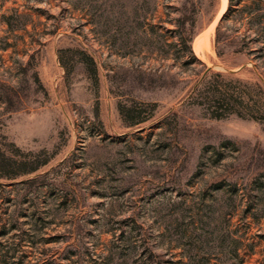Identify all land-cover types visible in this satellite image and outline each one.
<instances>
[{
	"label": "rangeland",
	"instance_id": "obj_1",
	"mask_svg": "<svg viewBox=\"0 0 264 264\" xmlns=\"http://www.w3.org/2000/svg\"><path fill=\"white\" fill-rule=\"evenodd\" d=\"M230 2L203 58L223 0H0L8 264H264V0Z\"/></svg>",
	"mask_w": 264,
	"mask_h": 264
},
{
	"label": "trees",
	"instance_id": "obj_2",
	"mask_svg": "<svg viewBox=\"0 0 264 264\" xmlns=\"http://www.w3.org/2000/svg\"><path fill=\"white\" fill-rule=\"evenodd\" d=\"M230 6L232 5V0H230ZM194 35H195V31L194 30H189L187 32H184L183 34H180V42L182 43V45L188 50V52H190L191 55L195 56V53L192 49V43H193V39H194ZM217 43H220L219 40V31H218V39H217ZM218 54L220 56H222V51L218 49ZM196 57V56H195ZM215 117H220L219 114L215 115L212 114ZM13 160V162H15V165L17 166V172L16 175L19 174H27V173H31L33 171H36L39 166H41L42 164H45L48 159L45 158L43 160L39 159V155H35L32 157V159H12V157H9L8 160ZM12 164V163H11ZM0 169H2V171L4 169H6V161L5 158L0 159ZM2 175H6L5 172H3ZM15 177V176H13ZM21 182L23 184H37V182H39V180H21ZM4 183L0 182V186H2ZM12 218L18 220V214H13ZM4 220V218L1 216L0 214V225H2V228L6 227V224H1L2 221ZM13 225V224H12ZM8 254H3L2 256H0V262L8 264L9 260H8Z\"/></svg>",
	"mask_w": 264,
	"mask_h": 264
},
{
	"label": "bare ground",
	"instance_id": "obj_3",
	"mask_svg": "<svg viewBox=\"0 0 264 264\" xmlns=\"http://www.w3.org/2000/svg\"><path fill=\"white\" fill-rule=\"evenodd\" d=\"M227 1L228 0H223L222 8L219 14L217 15L215 21L212 23L211 27L208 30L200 33L194 41V49L196 53L201 55L203 58H206V52L211 50V41L209 39V33L215 28L216 22H218V19L220 18L221 14L226 9Z\"/></svg>",
	"mask_w": 264,
	"mask_h": 264
}]
</instances>
